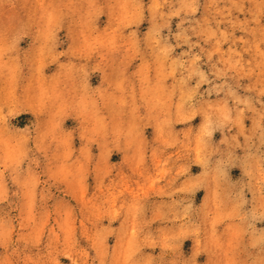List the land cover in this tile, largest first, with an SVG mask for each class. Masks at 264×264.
<instances>
[{
    "label": "rangeland",
    "instance_id": "rangeland-1",
    "mask_svg": "<svg viewBox=\"0 0 264 264\" xmlns=\"http://www.w3.org/2000/svg\"><path fill=\"white\" fill-rule=\"evenodd\" d=\"M0 264H264V0H0Z\"/></svg>",
    "mask_w": 264,
    "mask_h": 264
}]
</instances>
